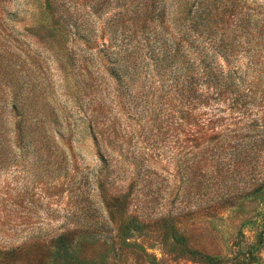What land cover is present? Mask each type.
I'll return each mask as SVG.
<instances>
[{
	"label": "trees",
	"instance_id": "1",
	"mask_svg": "<svg viewBox=\"0 0 264 264\" xmlns=\"http://www.w3.org/2000/svg\"><path fill=\"white\" fill-rule=\"evenodd\" d=\"M254 2L95 0L112 4L99 28L69 3L55 4L49 27L69 38L65 55L75 62L63 77L102 164L128 144L118 116L108 114L111 95L129 114L166 115L178 128V176H208L194 187L264 176V9ZM0 31V171L65 176L67 116L46 95L52 88L40 82L38 55Z\"/></svg>",
	"mask_w": 264,
	"mask_h": 264
},
{
	"label": "rangeland",
	"instance_id": "2",
	"mask_svg": "<svg viewBox=\"0 0 264 264\" xmlns=\"http://www.w3.org/2000/svg\"><path fill=\"white\" fill-rule=\"evenodd\" d=\"M67 3L96 28L112 5L0 0V29L38 55L40 82L52 88L46 95L71 134L65 176L0 171V264H264V176H224L216 187L195 188L208 176H178V128L166 115L129 114L110 95L108 114L118 116L128 144L113 150L110 165L100 162L63 77L75 65L65 55L69 38L49 27L55 4ZM254 3L264 9V0ZM91 46H99L97 36Z\"/></svg>",
	"mask_w": 264,
	"mask_h": 264
}]
</instances>
